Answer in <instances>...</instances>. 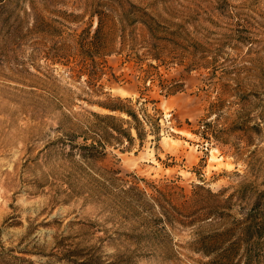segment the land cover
I'll return each instance as SVG.
<instances>
[{
  "label": "rangeland",
  "instance_id": "1",
  "mask_svg": "<svg viewBox=\"0 0 264 264\" xmlns=\"http://www.w3.org/2000/svg\"><path fill=\"white\" fill-rule=\"evenodd\" d=\"M219 253L264 264V0H0V264Z\"/></svg>",
  "mask_w": 264,
  "mask_h": 264
},
{
  "label": "trees",
  "instance_id": "2",
  "mask_svg": "<svg viewBox=\"0 0 264 264\" xmlns=\"http://www.w3.org/2000/svg\"><path fill=\"white\" fill-rule=\"evenodd\" d=\"M110 110L114 111V110H121V111H124L128 116H130L133 120H136V115L135 113L132 111V110H129V109H122L120 107H114V106H110L109 107ZM103 119L105 120H115V116L111 115V114H106L104 116H101ZM127 123V126L125 128H122L121 126L120 127H116L113 125V127H110L112 128L114 131L118 132L119 134L123 135L127 141H131L133 139V137L131 136V130L134 129L135 130V133L136 135L141 138V132L139 131L138 127L136 125H133L132 123L130 122H126ZM99 143L100 141L97 140ZM82 148L83 149H86V150H93L95 149L96 150V147H95V144H88V145H82ZM83 156H89V155H84L82 154ZM199 189H203V187L201 186H198ZM218 194L216 193H213L210 189H205V195H201L199 194L198 190H195L192 192L191 194V199L192 200H198L199 197H202L201 200H204L206 202L208 201H211V199H215V197L217 196ZM217 206L218 204H215L212 202V205H208V203H205V205H203L202 207H199L196 211H201V210H205V214H204V217L197 220V221H203L205 219H211L213 218V216L215 215V212L217 210ZM223 214V213H221ZM249 220H253V219H249ZM249 223H252V222H249ZM231 231H233L232 229L230 228H227L225 229L223 232H220V233H215V234H212V235H208L206 237H201L200 239V242H201V245L204 246L203 248H206V249H201L202 252L205 254V255H212L213 252L217 249H220L222 247H224L226 244H229L228 246L231 247L234 245L233 242H229L230 240H220L217 238H215L216 236H224V235H227L228 233H231ZM250 225H245V227L243 228V236L244 238H246L247 240V236L250 234ZM220 240V241H219ZM207 248H210V249H207ZM228 255L225 254V253H219L217 255H215L210 261L207 262V264H231V261L228 259ZM78 264H90L88 263L87 261L83 262V263H78Z\"/></svg>",
  "mask_w": 264,
  "mask_h": 264
}]
</instances>
